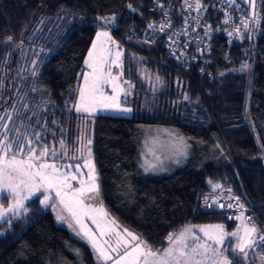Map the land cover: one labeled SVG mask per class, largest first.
<instances>
[{"label":"trees","instance_id":"obj_1","mask_svg":"<svg viewBox=\"0 0 264 264\" xmlns=\"http://www.w3.org/2000/svg\"><path fill=\"white\" fill-rule=\"evenodd\" d=\"M152 1L0 0V111L15 108L12 129L23 121L40 131L44 144L72 143L77 121L86 116L69 108L73 90L97 28L109 29L123 49L122 76L133 85V102L125 104L136 115L87 119L103 207L121 227L161 249L187 223L222 224L231 231L235 223L221 212L205 211L202 202L234 194L253 215L256 244L246 257L227 253L228 260L264 264V241L259 240L264 235V0L260 34L253 40L249 24L237 30L245 19L238 21L232 10L209 9L199 26L188 29L195 39L188 42L184 59L179 51L169 56L162 40L147 46L137 39L162 10L171 13L174 25L180 20L183 0H155L153 10ZM233 7L245 18L239 5ZM139 67L156 75L157 90L146 87ZM148 126L173 128L188 144L186 160L168 175L139 173L141 130ZM0 264L96 261L88 245L55 223L36 197L0 222Z\"/></svg>","mask_w":264,"mask_h":264},{"label":"snow or ice","instance_id":"obj_2","mask_svg":"<svg viewBox=\"0 0 264 264\" xmlns=\"http://www.w3.org/2000/svg\"><path fill=\"white\" fill-rule=\"evenodd\" d=\"M149 27L152 26L149 25ZM108 44H115L110 34L103 31L98 32L96 41L93 42L84 62L90 71L82 73L83 85L79 88V102L74 105L77 112L91 115L98 107L123 112L131 111L128 108H120L118 93L123 89H120L116 83L119 76H113L111 70L112 66L122 67L120 61L122 53L117 51L115 59H109L112 50L107 47ZM106 65L107 67H105ZM105 83H111L112 91L117 95H106L103 91ZM4 119L6 117H0V120ZM2 127L5 131L8 130L7 124L2 125ZM35 135V141L23 135L18 137L16 141L8 140L6 135L0 139V189H10L17 196H20L22 187L28 191L29 196L37 192L43 194L54 191L59 203L79 226L80 233H83L84 237L91 242L98 259L102 260L104 264H108L109 261L111 264H202L203 259H210L208 257L209 252L215 257H222L220 250L212 248L207 243L197 244L189 250L184 237L185 233L191 231L190 228L185 229V232L180 233L175 239L170 235L168 240L172 242L173 246L161 250L148 247L138 236L127 229L117 230L118 225L107 229L102 228L94 214L107 215V213L104 212L103 208H94L91 204L85 203L86 200L99 195L97 176L91 160L84 161L83 167L87 168L88 172L87 179H83L84 173L79 163L75 165L57 164L55 159L49 162V157L55 158L57 156L56 150L50 149L46 145H41L38 149L36 145L39 134ZM90 143L91 141H89ZM14 144L16 145L15 149H13ZM61 148V155L67 156L68 153L64 149L63 141H61ZM86 150L90 154V149ZM74 181L76 182L75 185L73 184ZM216 187L220 186L216 185ZM27 198V196L21 197V199ZM50 199V195H44L41 203L47 204ZM15 207H23V205L17 201ZM11 211H13L12 207L0 211V218L6 212ZM57 218L64 219L63 216L59 215ZM85 219L91 220L92 224L96 226L99 230V237L92 228L85 224ZM112 223L115 225L114 221ZM69 227L72 225L69 224ZM214 227L218 236L209 235L205 228H201L200 231L204 232L205 236L213 243L222 244L225 236L223 226ZM239 231L238 229L237 232L231 233L233 237H237L234 251H239L246 257V249L252 248L256 244V241L251 238L252 233L256 232V228L254 225L250 228L244 226L243 236L238 235ZM193 239L198 241L199 237L193 234ZM259 240L264 241V235H260ZM213 264H217V261H213ZM220 264H231V262L223 258Z\"/></svg>","mask_w":264,"mask_h":264},{"label":"rangeland","instance_id":"obj_3","mask_svg":"<svg viewBox=\"0 0 264 264\" xmlns=\"http://www.w3.org/2000/svg\"><path fill=\"white\" fill-rule=\"evenodd\" d=\"M231 3L235 5H239L241 9L244 11L245 15V21H247V24H249V33L250 38L253 40L256 36L260 34V22H261V12H260V3L261 0H229ZM254 4V6H253ZM109 32V29L104 27H98L95 33V36L93 38V41L91 42L87 53L85 55V58L83 60V68L81 72L79 73V82L78 85L73 90V102L70 104V109H72L75 113L86 115L85 117H81L77 121V132L75 135V140H73L72 143L66 144L64 143V149L67 150L68 155L62 156V148L61 144H44L41 142L40 138L37 142V148L39 149L41 145H46L50 149L54 148L56 150L57 156L55 158L49 157V162H52L53 159H55V162L57 164H77L79 163L81 165V170L84 173L83 179H87V172L88 169L83 167L85 160H91L92 164L94 165L93 158L91 155V143L89 144V141H91V124L87 120L88 117L96 115V114H106V115H114V116H121V117H130L133 115H136L135 109L132 106H128L125 103H132L133 102V85L128 81L125 80L122 76V67H115L112 66V75L113 76H119V79L116 81V83L119 85L120 89H123V91H119L118 93V101L120 104V108H128L131 109L130 112H123L115 109H105L102 107H98L96 111L89 115L88 113L84 112H77L74 108V105L79 102V88L83 85V77L82 73L90 71L85 65V60L87 59V54L89 50L92 47L93 42L96 41V36L98 32ZM111 36V34H110ZM112 37V36H111ZM113 40V38H112ZM253 46V45H252ZM107 47H109L112 50V55L109 57V59H115V53L117 51L121 52L123 54V49L121 46H119L116 42L115 44H108ZM120 61L122 64V55L120 57ZM107 67V65L105 66ZM244 70L247 72V86L245 90V106L247 109L248 102L250 100V85H251V63L250 58H248L244 62ZM140 79L145 83L146 87L150 88V90H157L160 87V83L158 82V79L156 75L150 74L147 71H145L143 68H138L137 70ZM103 91L108 96H114L117 95V93H114L112 91V84L111 83H105L103 86ZM15 108L12 106H9V108H5L2 111H0V117H6L4 120H0V139H3L6 135L8 140L10 141H16L18 137L21 135L31 138L34 141L36 140V135L39 134V132H35L31 130L23 121L16 122L14 130L12 129L14 120L17 118L15 117ZM7 117H10V119H7ZM7 124L8 130L5 131V129L2 127V125ZM176 130L173 128H165V127H159V126H148L144 127L141 130V144L137 152V166L139 169V173L143 177H152L157 178L164 175H168L170 172H172L174 169L182 166L184 161L187 158L188 154V144L187 142L179 136ZM16 145H13V149H15ZM86 149H90V154ZM187 150V151H186ZM23 158V157H22ZM78 158V159H77ZM95 168V165H94ZM95 174L96 168H95ZM98 183V178H97ZM73 184L75 185L76 182L74 181ZM44 195H50L51 199L47 202V204L41 203V201L44 199ZM27 196V199H21V197ZM6 197V201H2V198ZM38 198L39 204L44 208L49 210L53 217L55 223L65 227L71 234L77 239H82L92 250L93 254H95L96 258V264H104V262L100 259H98L97 253L92 247L91 242L82 235L83 233H80L79 226L76 225L75 221L72 219V217L69 215V213L63 208V206L59 203V199L55 196V192L51 193H43L40 192L35 193L34 195L29 196L28 191L26 189L21 188V194L20 196H17L15 193H13L10 189H0V211H4L8 209L9 207L13 208V211L6 212V214L0 218V222L7 218L8 216H11L13 214H18L23 210L24 204L33 199ZM17 201L22 203L23 207H15L17 204ZM85 203L91 204L94 208H103V205L101 203L99 195L96 196L93 199L86 200ZM63 216L64 219L60 220L57 217ZM111 217V216H110ZM242 216L239 217L238 222L235 224L233 229L231 231L225 230L224 226L222 224H205L202 226H198L201 228H205L208 230L209 235L218 236V232L215 230L214 226L222 225L225 236L223 239L222 244H215L212 240H209L207 236H205L204 232L200 231L198 241H192L188 242L189 250L192 247H195L197 244H204L207 243L214 249H218L222 252V257L218 258L213 256L211 252L208 253V257L210 259H203L202 264H213V261H217V264L219 261H221L223 258H225V254L227 253H236L239 255L244 256L243 254L239 253V251H234L236 249L237 244V237H233L231 233L238 232L239 236H243V227H252L254 224L252 222H245L242 220ZM89 228H94V225L92 224V221L90 220L91 224L86 223ZM69 224L72 225V227H69ZM195 225L194 227H196ZM255 226V225H254ZM79 233V234H78ZM255 233H252L251 238L255 240ZM98 237V235H97ZM102 239V238H101ZM249 251V248L246 249V252ZM201 259V258H198Z\"/></svg>","mask_w":264,"mask_h":264},{"label":"built area","instance_id":"obj_4","mask_svg":"<svg viewBox=\"0 0 264 264\" xmlns=\"http://www.w3.org/2000/svg\"><path fill=\"white\" fill-rule=\"evenodd\" d=\"M158 3L153 0L151 9H155ZM199 5V7H198ZM229 0H183L179 22L174 25L172 22L173 16L169 11H163L162 15L154 19L148 26L146 33L137 36V39L143 45H152L155 42L162 40L169 56L176 57L179 55L184 59V54L188 46V42L194 41L195 34L188 32L191 27L199 26L203 22V16L209 9H217L234 12L238 17V21L245 18L241 15V11H235L232 8ZM224 21L230 22L229 15L226 14ZM237 30L241 32L245 30L247 22L240 25L236 24ZM246 25V26H245ZM208 27V24L206 25ZM192 30V29H191ZM202 207L205 211H216L224 214L225 220L229 223H236L239 217L242 216L245 222L252 221L253 215L248 212L241 199L234 194H227L212 198H206L202 202ZM231 205V206H229ZM243 205V207H241ZM243 214V215H241Z\"/></svg>","mask_w":264,"mask_h":264},{"label":"crops","instance_id":"obj_5","mask_svg":"<svg viewBox=\"0 0 264 264\" xmlns=\"http://www.w3.org/2000/svg\"><path fill=\"white\" fill-rule=\"evenodd\" d=\"M104 210V212L105 213H107V215H102V214H94V215H96V218H97V220H98V222L100 223V225H101V227L102 228H105V229H107V228H110V227H114V226H116V225H118L119 226V228L117 229V230H122V229H124L123 227H121V225H119L113 218H111L110 217V215L108 214V212L105 210V209H103ZM243 220V219H242ZM115 222V225H113V223L112 222ZM244 221V220H243ZM238 222V221H237ZM236 222V223H237ZM86 223H88V224H91L90 223V220L89 219H86ZM235 223V224H236ZM195 225H197L196 227H194ZM202 225H205V224H202ZM202 225H198V224H193V223H187V224H185L184 226H182L177 232H175L174 234H172L171 236H173V238L175 239L176 237H178L179 235H180V233H182V232H185V229H191V231L190 232H187V233H185V237H184V241H185V243H188V242H192V241H195L194 239H193V234H195V236H197V237H201L200 235H199V232H200V227H198V226H202ZM93 229V231H95L96 232V234L98 235V237H99V230L96 228V226L94 225V228H92ZM130 232V231H129ZM132 233V232H131ZM134 234V233H133ZM83 235V234H82ZM134 235H136V234H134ZM137 236V235H136ZM81 241H83L82 239H80ZM140 240H142V239H140ZM143 241V240H142ZM84 242V241H83ZM144 242V241H143ZM85 243V242H84ZM145 243V242H144ZM146 244V243H145ZM147 245V244H146ZM148 246V245H147ZM171 246H173V244H172V242H170L169 240L167 241V243H166V245L163 247V248H161V249H165V248H168V247H171ZM89 247V246H88ZM148 247H150V246H148ZM152 248V247H151ZM90 249V248H89ZM152 249H154V248H152ZM161 249H154V250H161ZM90 251H91V253H92V256H93V258H94V260L96 261V258H95V254H93V252H92V250L90 249ZM227 260H228V256L225 254V256H224ZM229 261V260H228ZM108 264H111V261H109L108 262ZM218 264H220V261H219V263Z\"/></svg>","mask_w":264,"mask_h":264}]
</instances>
